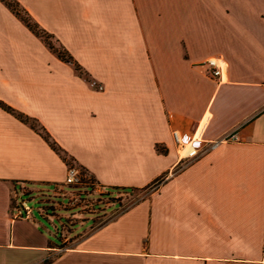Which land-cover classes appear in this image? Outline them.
<instances>
[{
	"label": "crops",
	"instance_id": "1",
	"mask_svg": "<svg viewBox=\"0 0 264 264\" xmlns=\"http://www.w3.org/2000/svg\"><path fill=\"white\" fill-rule=\"evenodd\" d=\"M17 1L88 79L0 0V100L67 157L0 107V264H264V0ZM67 159L102 195L150 191L57 213ZM30 194L68 219L57 243L12 217Z\"/></svg>",
	"mask_w": 264,
	"mask_h": 264
},
{
	"label": "built area",
	"instance_id": "2",
	"mask_svg": "<svg viewBox=\"0 0 264 264\" xmlns=\"http://www.w3.org/2000/svg\"><path fill=\"white\" fill-rule=\"evenodd\" d=\"M209 67V73L211 76H220L221 74V65L217 59L209 58L206 61ZM91 85L97 88H101L100 85L96 84L94 81L90 82ZM172 137L174 141L178 144L180 149H184V147L189 143H182L180 138V133L178 130H172ZM235 138L234 135H228L226 138ZM190 145V144H189ZM190 152L186 156H182L185 159H191L196 157L202 151L195 149L192 145H190ZM67 186H71V190H67ZM87 187L90 191L83 189ZM54 194L61 193L62 197L67 200L65 204L58 202V206L65 211L70 209H76L75 213H88V210L91 212H96L100 208H95L96 204H106L102 200V192L99 189V186L91 179L88 178L86 172L81 169L79 166L69 164L66 167V174L61 185H56L52 191ZM93 193L96 197H89L90 194ZM39 211H43V207L38 208ZM32 213V208L29 206L27 199L24 197H17L12 206V217L13 218H30Z\"/></svg>",
	"mask_w": 264,
	"mask_h": 264
},
{
	"label": "trees",
	"instance_id": "3",
	"mask_svg": "<svg viewBox=\"0 0 264 264\" xmlns=\"http://www.w3.org/2000/svg\"><path fill=\"white\" fill-rule=\"evenodd\" d=\"M13 13L16 15L25 25L26 27L38 36L44 44L54 52L58 58L62 61L71 64L73 69L76 71L78 75L81 77L88 79L87 73L82 69L80 64L72 57V55L54 38V36L47 32L44 28H42L28 13V11L23 8L17 0H1ZM20 8V9H18ZM22 11L23 14L20 13ZM48 36H51L55 39V41L60 45L62 51L54 48L50 42L46 39ZM0 107L11 114H13L19 120L27 123L31 128H33L40 136L48 143V145L58 153L64 160H66V155L62 148L58 145V143L50 136L47 130L35 119L32 118L23 112H20L8 104L4 103L0 100Z\"/></svg>",
	"mask_w": 264,
	"mask_h": 264
},
{
	"label": "rangeland",
	"instance_id": "4",
	"mask_svg": "<svg viewBox=\"0 0 264 264\" xmlns=\"http://www.w3.org/2000/svg\"><path fill=\"white\" fill-rule=\"evenodd\" d=\"M20 9V8H18ZM21 14L22 11H20ZM48 40V42L51 43V45L56 48L57 50H60L62 51V48L60 47V45L55 41V39L51 36H48L46 38ZM67 158V157H66ZM69 161V163L72 164V162L70 161V159H67ZM73 165H76V164H73ZM77 166V165H76ZM71 186H67V190H71ZM51 189V188H50ZM53 189V188H52ZM83 189H86L87 191H90L87 187H84ZM150 190L149 189H130L128 191L126 190H122V192L118 193V194H112V195H109V194H106V195H103L102 198H103V202L104 203H114L116 208L113 212H117L119 210H122L124 209L125 207L131 205L132 203H134L135 201H137L143 194H148ZM46 195L48 193H45ZM44 194V195H45ZM91 198H94L96 197L95 195H93V193L90 194ZM25 199H27L28 201V204L29 206L32 208V215L36 218V219H39L41 222H43L45 224V226L51 231L53 232L52 233V237H53V240L57 243L58 242V233L61 232V229H62V225L65 223L67 224L68 222V219H61L60 217L58 216H55L53 215V210L50 209V208H47V212L49 214L52 213V218L49 220H47L46 218H44L43 216H41L39 214V210L38 208L40 207H43L45 206L46 204H44V200L42 201L41 199L42 198H45V196H42V194H30L29 196H25L24 197ZM60 201V203L62 204H65L67 202V200L65 198H61V199H58ZM102 207L101 204H96L95 208H100ZM59 211H57V213H62V212H66L64 209H61L59 208L58 209ZM76 209H70V210H67L68 212H66L67 214L69 213V215L74 212ZM77 212V210L75 211ZM86 215V214H85ZM107 215V214H106ZM103 215L102 217H100V219L98 221H101V220H104L105 218H107L109 215ZM86 216H91V214H88ZM64 218H66V216H63ZM90 221V220H89ZM58 230V233L57 234H54L56 231Z\"/></svg>",
	"mask_w": 264,
	"mask_h": 264
},
{
	"label": "bare ground",
	"instance_id": "5",
	"mask_svg": "<svg viewBox=\"0 0 264 264\" xmlns=\"http://www.w3.org/2000/svg\"><path fill=\"white\" fill-rule=\"evenodd\" d=\"M186 146L184 147V149H180L181 151L185 150ZM190 152V147L187 149L186 153L185 154H182L181 156H186L188 153Z\"/></svg>",
	"mask_w": 264,
	"mask_h": 264
}]
</instances>
